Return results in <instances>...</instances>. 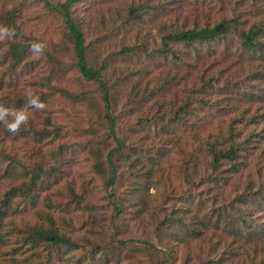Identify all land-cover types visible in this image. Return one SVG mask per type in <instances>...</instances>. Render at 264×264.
I'll list each match as a JSON object with an SVG mask.
<instances>
[{"label": "rangeland", "instance_id": "obj_1", "mask_svg": "<svg viewBox=\"0 0 264 264\" xmlns=\"http://www.w3.org/2000/svg\"><path fill=\"white\" fill-rule=\"evenodd\" d=\"M49 1L56 4L65 0ZM10 10L16 11L17 25L27 44L42 43L45 50L39 55L30 52L25 68H18L8 78L5 54L10 39L0 40V97L6 96L0 105L21 109L16 100L27 99L28 90L47 98L44 110H29V121L18 133H8L0 123V147L4 153L20 165L33 169L39 166L44 177L32 201L22 197L11 200L4 222L5 231L13 237L9 238L11 243L19 239L11 227L24 231L27 227L45 228L52 220L54 227L80 245L79 249L61 254L57 264H95L90 248H108L115 245L113 240L126 241L129 249L124 262L118 264H162L161 249L171 253L165 264L253 261L254 254L242 247L241 240L212 224L208 229L197 225L202 231L199 238H178L179 241L159 224L168 221L164 217L169 211L184 208L182 201L201 215H208L209 209L216 206L210 190V179L216 172L200 164L195 183L190 185L192 180L186 172L188 178L183 174L182 167L194 144L219 129L228 130L229 122L234 121L232 130L246 139L248 151L240 160L238 172L233 174L228 164L221 168L230 177L222 188L227 196L224 205L249 188L255 191L264 187V52L255 56L242 52L234 33L221 45H213L215 51L209 55L204 50L199 57L186 60L189 66L177 65L171 57L163 59L158 51L164 32L210 27L221 20L236 21L238 31L264 24V0H78L72 5L70 11L82 31L89 61L102 68L116 97L112 107L117 135L126 145L113 156L114 196L125 199L127 204L124 213L114 220L113 196H109L105 184L108 168L105 164V168L96 170V160L89 152L92 147L105 154L114 146L112 138H106L98 86L78 73L63 19L48 10L45 0H0V18ZM132 47V54L121 52ZM170 48L178 51L177 55L187 50L175 43ZM201 71L216 79L210 90H205V105L198 104V94H193L195 78ZM255 71H259V79L254 78ZM8 97L13 101L7 105ZM184 101L189 106L183 113ZM172 117H178L177 122L184 117L194 131L183 130ZM200 117L210 121L205 128L196 123ZM161 120L170 122L164 127ZM167 127L173 137L166 134ZM44 132L48 138H34V134ZM139 159L149 169L153 164V172L147 190L134 193L135 182L139 184L144 175L143 169L136 167ZM0 169L2 201L11 187L28 178L17 169L10 172L14 167L1 159ZM251 209L253 220L264 222V206ZM190 218L189 215L186 222ZM142 241L157 250L138 252L144 246ZM20 245L0 246V264H11L14 257L24 259L30 254L26 246ZM31 261L38 262L35 257Z\"/></svg>", "mask_w": 264, "mask_h": 264}, {"label": "trees", "instance_id": "obj_2", "mask_svg": "<svg viewBox=\"0 0 264 264\" xmlns=\"http://www.w3.org/2000/svg\"><path fill=\"white\" fill-rule=\"evenodd\" d=\"M76 1L78 0H65L62 3L53 4L49 0H45V4L48 10L59 14L63 19L72 43L75 67L78 73L85 81L96 83L101 95L103 117L106 124V138H112L114 146L105 154H103L100 149H92V147L89 149V152L96 160V170L105 168V164L106 168H108V177L105 180V184L106 189L109 190V196H113L111 197V206L113 212L112 220H114L124 213L127 204L125 199L121 200L120 197L116 198L114 196L113 186L116 177V168L114 167L113 156L122 152L126 148V145L117 135L116 115L114 114L112 107L116 97H114V94L112 95L110 91L107 80L102 73V68L95 67V65L90 63L82 31L70 11L72 5ZM235 23L236 21L234 20H221L210 27L206 26L200 29H186L169 33L164 32V35H162L160 40L158 53L163 59L167 60L169 57L173 58L177 65L189 66L186 63V60L193 56H198L200 52H204V50H206L205 53L209 55L211 51H215V46L221 45L228 35L234 33L238 37L239 46L241 47L242 52L247 53L249 56L262 54L264 52V42L261 40L264 38V24L253 26L247 31H238ZM0 24L1 26L14 28L16 32L14 37L9 38L10 40L7 42L5 54V59L8 64L6 75L8 78H11L15 75L18 68H25V62L30 58V46L26 42V36L21 27L17 25L16 11L10 10L5 12L0 18ZM171 43L181 44L185 47L184 49H187L186 52H181V55H177L178 51L175 52L170 48ZM213 45L215 46L212 47ZM134 50V47L125 48L122 49L121 52L132 54L134 53ZM212 55H214V53ZM202 71L200 73L198 72L195 78L193 87L196 88V91L193 94H198V104L201 103V105H205L207 103V97H204L205 92H207L205 90H210L216 79L214 76H206ZM257 74H259V71H255L254 78L259 79L260 77H257ZM192 90L193 89H191L189 93H192ZM201 94L203 96H201ZM5 97L6 96L0 97V100ZM39 99L41 102H46L47 100L46 95L44 94H41ZM12 101L13 99L8 97L7 105ZM16 102H18V106L23 108L27 99L18 98ZM188 106V102L184 101L182 103L181 110L183 113L184 111H187ZM176 118L178 117H172V120H174L175 123H180V125L183 126V130H188L187 128H189L190 133L194 131L191 124L185 123L184 117L179 118L180 122H177ZM197 119L196 123L199 127L202 126L205 128L207 124L210 123L208 117H200ZM170 120H167L166 122L161 120L162 123L164 122L161 125L165 127ZM233 122H229L228 130L222 131L219 129L217 133L202 137L198 143L194 144V150L191 155L185 157L182 167L184 171L183 174L186 172L192 180L190 185L195 183L194 177L198 176V166L200 164L205 165L207 170H211V173L216 172V176L213 177V179H210L212 182L210 190H213L214 197L212 202H217V207L210 208L208 215H201L198 214V211L194 212L195 210L188 208V205L186 206L182 201V204L185 207L166 213L164 218L168 221L159 225H163L161 227L167 232V234L179 241L178 238H199L202 231H200L197 225L199 224L201 227L208 229V226L212 224L215 228L218 227L223 232H226L227 234L230 233L237 237L243 242L242 247L252 251L255 259L250 261L249 264H264V222L258 223L253 220L251 209V207H253L258 210L261 206H264V187H260L255 191H251L249 188L245 190V192L238 193L228 204L224 205L227 201V196L222 188L223 184H225L230 177L226 175V172L221 170V168L224 164H228L230 166L229 170H231L233 174L238 172V165H241L240 160L248 151L245 149L246 139L232 130ZM57 133L58 132L55 130L54 134ZM166 134L173 137L172 134L169 133L168 127ZM40 137L48 138V133L44 132L42 135L38 133L34 134L35 139H39ZM176 142L177 140L174 138L173 143L176 144ZM0 159L2 162H7L8 166L14 167L10 172H15L17 169L28 178L27 181L22 182L18 186L11 187L4 195L2 201H0V246L7 244L21 247L20 243H22L26 246V252H30L29 255H25L26 257L24 259L14 257L11 264H57L56 259H58L61 254L64 252L67 253L70 250L79 249L80 245L66 234L60 232L57 227H54L51 224L52 220L49 224L50 226L45 228L41 226L27 227L24 231L17 227H11L10 230L19 236V239H14L11 243L9 238L13 237L9 231H5L4 229V222L7 216V211L11 207V200L16 197H22L32 201L37 197L35 189L37 186H41L44 177L40 175L41 168L39 166H36L35 169H33L27 165H20L15 158L4 153L1 147ZM136 167L143 169L144 175L140 176L141 180H138L139 184L135 182V187L132 189V192L134 193L141 192L142 189L147 190L149 176L153 172V164L152 169H149L146 166V162H140V159L138 160ZM190 169L191 172H189ZM186 174L184 175L186 176ZM46 176H48V174H46ZM188 176L186 177L188 178ZM151 178H153V176ZM200 181L201 179H199L197 183ZM71 196L74 198L76 197L72 191ZM183 200L185 201L187 198H184ZM227 208L228 210L226 212L225 210ZM261 211L263 212L264 210L262 209ZM189 215L191 218L186 222ZM199 215L202 217H198ZM253 223L258 224L254 225ZM113 243H115V245H111L104 249L99 245H94L90 248V255L93 260H97L95 264H112L113 261L115 264H118V262H124L127 251L129 252L126 241L113 240ZM141 244L144 246L139 247L137 249L138 252L146 251L147 249L157 250V247L151 243L142 241ZM161 254L160 262L165 264L171 253L167 249H161ZM131 255L132 253H130V256ZM34 257L38 262L35 263L34 261H31Z\"/></svg>", "mask_w": 264, "mask_h": 264}, {"label": "clouds", "instance_id": "obj_3", "mask_svg": "<svg viewBox=\"0 0 264 264\" xmlns=\"http://www.w3.org/2000/svg\"><path fill=\"white\" fill-rule=\"evenodd\" d=\"M16 35L14 28L0 26V40L12 38ZM45 45L42 43H32L29 51L35 55L42 54ZM27 102L21 109H9L0 105V123H3L9 133L16 134L22 125H26L29 121V110L35 109L41 111L46 108V104L41 102L38 96H35L31 90L27 92ZM11 118V119H9Z\"/></svg>", "mask_w": 264, "mask_h": 264}]
</instances>
